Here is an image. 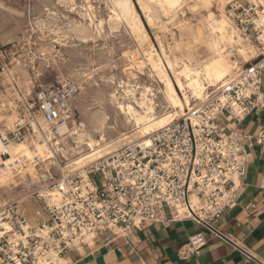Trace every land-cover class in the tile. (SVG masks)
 Wrapping results in <instances>:
<instances>
[{
    "label": "built area",
    "instance_id": "1",
    "mask_svg": "<svg viewBox=\"0 0 264 264\" xmlns=\"http://www.w3.org/2000/svg\"><path fill=\"white\" fill-rule=\"evenodd\" d=\"M227 15L242 40L255 43L256 58L238 64L230 80L210 89L192 112L150 135L149 146L130 143L87 167L85 175L42 170V158L23 154L9 162L8 152L18 144L35 151L36 143L46 141L53 149L52 141L63 136L60 127L75 126L77 84L41 88L21 103L12 127L0 134L5 148L0 177L28 194L0 207V264H58L105 232L128 235L174 219L192 220L225 238L213 223L238 207L251 150H264V130L236 131L245 117L264 115V6L231 3ZM8 58L0 48V77L9 72ZM30 198L40 204L35 224L24 206ZM205 244L197 234L181 254H198Z\"/></svg>",
    "mask_w": 264,
    "mask_h": 264
},
{
    "label": "rangeland",
    "instance_id": "2",
    "mask_svg": "<svg viewBox=\"0 0 264 264\" xmlns=\"http://www.w3.org/2000/svg\"><path fill=\"white\" fill-rule=\"evenodd\" d=\"M132 1L137 5V13L150 37L149 43L138 44L139 41L125 23L115 27L111 25V0L88 1L90 5L93 4L97 20L103 21L102 35L96 32L95 27L89 28V22L81 16L85 14L83 10L88 5L86 0H76L75 5L64 0H0V47L8 51L10 63L9 72L6 73L10 77L6 74L0 77V130L4 132L12 127L16 120L15 109L18 102L33 99L41 88H48L62 81L75 83L79 87V94L72 104L75 126L69 125L66 135L52 141V144L58 143V146H52V153L49 149L46 150L45 154L51 159H43L42 170L51 168L52 172H79L70 168L69 164L78 157L76 152L87 153L86 147L77 144L78 136L75 133L78 131H85L94 140H99L103 132L108 143H116V149L112 152L128 145L125 141L117 142L123 139V134L132 132L135 127L127 123L125 116L123 119L118 107L121 103L128 102L137 106L133 102L135 98L141 97L145 87L151 88L155 94L157 116L165 113L167 105L161 92L164 86L158 82L146 60L145 54L150 44L161 55L165 49L194 65L201 64L215 54V35L205 21L209 14L200 6H194L197 0H188L175 17L166 16L159 9L155 10L152 23H149L145 11L140 9L139 0ZM233 3L246 5L250 0H237ZM213 5L212 12L219 16L218 3L214 2ZM228 5L225 7L227 17ZM229 23L234 27L231 21ZM82 25L94 36L89 44L82 43L84 34L74 31L75 26ZM199 28L202 31L200 38ZM242 44L252 48L256 54L254 42L243 41ZM228 50L232 52L231 60L241 65L243 60L237 51L232 48ZM131 55L135 57L134 63L128 59ZM138 66L140 69H135ZM128 84L138 88L135 98L122 93L130 90ZM113 95L117 97L116 100ZM195 101L191 97L192 108L200 104V101ZM107 117L110 120L106 121L105 128L101 130L99 122ZM94 181L100 184L97 176ZM3 185L0 184V207L8 202L23 200L28 194L9 182ZM34 201L30 198L26 203L28 211L35 208Z\"/></svg>",
    "mask_w": 264,
    "mask_h": 264
},
{
    "label": "bare ground",
    "instance_id": "3",
    "mask_svg": "<svg viewBox=\"0 0 264 264\" xmlns=\"http://www.w3.org/2000/svg\"><path fill=\"white\" fill-rule=\"evenodd\" d=\"M64 1L75 5L76 0ZM86 1L88 3L89 0ZM187 1L188 0H146L145 2L144 0H139L138 3L141 7L140 9H143V11H145L149 23H152L153 13L155 10L159 9L160 11H163L166 16L175 17L178 11L183 7V5ZM236 1L237 0H197L196 5H194L200 6L204 9V11L209 14L207 18H205V21L207 25L211 28L213 34L215 35V39L213 40V48L215 50V54L209 59L204 60L201 64L194 65L193 63L186 61V59L182 57H176L172 55V53L167 52L165 49L162 50L161 55L155 50L153 45L150 44V48L148 47L149 49L147 51V54H144L147 57L146 60L149 61L148 65H150L149 67H151V71L158 79V82L164 86V89H162L161 92L163 94L164 101L167 105V110L162 115L157 116L156 108L158 106L155 102L156 98L155 94H153V90L149 87H145L144 92L141 93V97L139 99H136L135 96H137L136 92L138 88H135L134 85L128 84V89L130 90L123 91L122 93L133 96V98H135V102L133 103H136L137 106H134L129 102L126 103L124 97L123 100L126 104L121 103L120 106L118 105V109L120 110L121 115H123V119L125 116L127 123L133 124L135 129L130 132L132 134H123L121 136V138L123 139H120L117 143L123 141L127 142V144L134 142H144L149 146L150 135L168 127L171 123L176 121L177 118L179 119V116L183 115L182 117H185L188 114L186 113V111L192 112L191 97L194 98L196 101L202 102L205 99L206 93L210 89L217 88L219 85L227 83L230 80L234 69L238 66L236 62L231 60L230 54L232 52L228 50L229 48L236 50L237 54L239 55L241 60H243L244 63H249L256 58L254 50L242 44L243 40L241 36L237 32V30L230 25V19L225 15V7L228 4H231ZM214 2L218 3V12H220L219 16L214 14L211 10L214 6ZM250 3L261 4L264 6V0H250ZM111 4V25H114L113 27H115L119 26L122 23H125L131 30V33L135 36L136 40L139 41L138 44L149 43L150 37L147 34L146 29L140 19V16L137 13V5H135L132 0H111ZM92 5L88 3L86 9L83 10L85 11V14L81 16L86 18V20L89 22V28L95 27L96 32L99 35H102L104 25L103 21L97 20V17L95 16L94 12V7ZM142 13L144 14V12ZM165 15L163 17H165ZM74 31L79 34H84L83 37L79 35V37H82L81 41L83 44H89L94 39V36L92 34H89L88 28H86V26L84 25L75 26ZM198 31L200 38V36L202 35V31L200 28ZM134 58L135 57L131 55L128 59H130L131 62L134 63ZM132 67L135 66L132 65ZM135 69H140V66L136 67ZM130 74L133 75V73ZM6 75L10 77L9 73ZM111 79L114 81L113 78ZM113 97L115 98V100L117 99L115 95H113ZM20 98H22L21 95ZM107 120H110V118L107 117L106 119L101 120V122H99V127H101V130L105 128ZM43 128L47 130V127L43 126ZM68 131V127L65 126L60 127L59 129V133L61 135H64ZM1 133L4 132L0 130V134ZM75 135L78 136L77 144H81V146L86 147L87 153L76 152L78 157L70 161L69 164L70 168H75L77 171L82 172L84 175L86 172L85 169L87 167L93 164L95 165L97 162L106 159L108 156L118 151L117 150L115 152H112V150L116 149V143H108L103 132L101 133V138L99 140H94L85 131H78L75 133ZM54 145L58 146V143H55ZM4 149L5 148L0 139V164L4 161L1 158V154ZM47 149H49V152L52 153L50 144H48L47 141L45 142V144L36 143L35 151L30 150L29 147L25 144L15 145L12 148L8 149V152L11 155V160H9V162L13 161L15 157L19 154H23L30 159L34 157H40L42 158V160L44 158H46V160L51 159L45 154ZM7 183L8 182L6 179L0 177V184H4L3 186H5V184ZM193 201L195 204H197L196 199H193ZM57 263L65 264L63 260H57Z\"/></svg>",
    "mask_w": 264,
    "mask_h": 264
},
{
    "label": "crops",
    "instance_id": "4",
    "mask_svg": "<svg viewBox=\"0 0 264 264\" xmlns=\"http://www.w3.org/2000/svg\"><path fill=\"white\" fill-rule=\"evenodd\" d=\"M2 48V47H0ZM21 103L15 109L18 111ZM264 130V115L251 114L237 126L242 135H257ZM29 201V200H28ZM26 201V203L28 202ZM27 211L37 222L40 204ZM168 218H171L169 212ZM34 220V222L32 221ZM39 220V219H38ZM214 227L220 238L189 219H174L136 228L128 235L108 231L64 257L65 264H264V150H251V160L241 190L238 207L226 211ZM203 234L206 244L198 254L182 256L190 238Z\"/></svg>",
    "mask_w": 264,
    "mask_h": 264
}]
</instances>
